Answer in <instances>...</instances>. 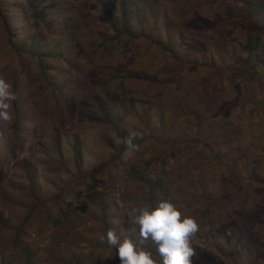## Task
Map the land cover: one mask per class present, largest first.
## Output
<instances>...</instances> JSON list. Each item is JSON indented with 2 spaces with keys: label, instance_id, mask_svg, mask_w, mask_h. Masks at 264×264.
<instances>
[{
  "label": "trees",
  "instance_id": "trees-1",
  "mask_svg": "<svg viewBox=\"0 0 264 264\" xmlns=\"http://www.w3.org/2000/svg\"><path fill=\"white\" fill-rule=\"evenodd\" d=\"M44 1L0 0V77L12 84V90L17 95L10 110L12 120L8 121L10 137H18V142L24 146L26 140H40L41 135L38 136V133L41 132L48 115H51L55 124L53 131L59 134L60 129L69 127L74 116L90 113L89 122L95 124L93 130L102 133L110 142V147L118 153L111 162L115 164L119 156L123 157L127 147L125 141L130 136L134 135L133 143L138 148L146 138L163 143L174 140L175 147L178 144L174 139L175 132L180 133L184 128L193 130L200 127L202 133H206L204 124L207 118L204 116L207 112H213L211 117L221 116L217 124L218 132L204 137L203 150L198 149L197 144L200 141L192 139L191 142L196 147L192 150L190 145L181 147V157L188 156L189 160L192 155L203 153V161L206 162L204 166L219 170V183L226 185L230 182L232 192L223 191L216 199L208 194L198 195L200 192L194 184H200V181L192 179L189 184H192L194 193L187 194L184 201L186 207H182L180 201L175 202L183 213L194 217L199 224L198 232L192 237L194 264H264V135L260 137L249 132L244 133L245 125H242V120L231 116L236 107L244 112L254 102V98L249 95L251 82L243 86L237 84L239 72L247 74L250 71L264 81V61H260L264 58L259 56L264 54V48L261 46L260 37L249 38L244 43L238 41L235 35L239 28L249 32L251 16L243 13L235 17L234 1L230 0H193L187 7L176 8L169 7L170 0H165L167 5L161 7L160 11L161 25L154 24L148 34L144 28L147 21L141 7L133 0H119L118 9L111 4L105 6L107 21L113 29V34L108 36L105 33L107 31L96 27L95 18L99 16L95 15L90 19L84 17L82 4L74 3L72 7H66V0H52L43 4ZM141 1L144 6H148L149 0ZM159 1L162 0H151V7L154 9ZM216 4L224 9L223 17L216 12L211 18L202 16L210 10L216 11ZM62 6L67 16L57 19L56 23L51 22L52 16L55 12L60 13ZM75 8L79 15L74 18L72 10L75 11ZM207 23L211 26L210 33L214 39L205 44H213L222 63H205L210 76L197 84L185 76L184 71L187 67L201 65L196 59L186 55L189 49L183 50V46L194 40H204L203 36L206 35L202 30L207 29ZM154 30L163 32L165 36L152 38ZM212 37L209 36L208 40ZM111 42L123 44V51L115 52L114 48L109 50L108 45ZM143 42L149 44L144 49H139L132 61L126 62L123 59L126 48ZM155 48L180 60V74L172 79L171 86L162 94L156 92L164 86L159 80L158 62L164 68L172 66L169 63L163 64L159 58L148 62L149 50ZM241 49L247 53L245 63L239 56ZM83 58L89 65L81 64ZM228 58L231 62L227 63ZM220 72L228 74L232 90L227 91V87L214 81V77L219 76ZM253 74L250 79H253ZM174 75L175 73L172 76ZM135 84L138 85L137 88H134ZM201 88L203 91L199 92ZM211 88L215 89L214 92L218 89L223 92L220 95H206ZM262 89L264 92V86ZM231 91L234 92L233 98H226V94ZM138 94L150 100L135 99ZM162 96L168 97L167 103L171 101L169 107L162 102ZM181 100L184 101L182 106L187 108L186 112L180 109ZM128 102L132 103L133 108L126 112ZM129 116L136 117L139 124L144 123L145 131L135 126V130L127 132L128 128L125 130L124 127H127ZM243 116L246 115L243 113L239 117ZM254 118L252 115L247 117L249 120ZM106 124L109 129H106ZM111 131L122 141L118 147L114 145V141L106 138L105 134ZM234 153L240 156H234ZM172 156L177 160L176 153ZM232 156L234 159L230 160ZM243 158L247 161H242ZM30 159V156L26 157L27 162ZM161 163L165 162L161 160ZM150 164V161L147 162L146 167ZM132 167L137 170L135 164L127 162L119 168L129 172ZM23 168L31 185L22 191L31 195L35 191L34 176L30 169ZM101 172V168L90 170L94 177ZM166 172L165 169L162 174ZM165 175L150 180L151 207H155L161 200L172 198V189H168ZM3 184L4 173L0 171V193L6 199ZM94 188L95 184L87 190ZM82 192L76 194L77 199L81 198ZM249 192H255L261 201H257ZM37 199L38 202L26 206L29 212L19 225H11L0 212L2 251L6 250L8 242H12L13 250L29 252V249L40 248L37 238L32 239L28 229L31 218H37L39 212L54 216L50 211L48 213L43 210V206L47 204L45 201L51 198L44 201L38 192ZM59 209L60 213L54 217L55 224L76 210L87 212L88 202L83 201L74 210L67 204L63 207L60 205ZM6 230L11 232L8 240L3 239ZM196 238L202 239L204 248L195 244ZM144 247L152 251L153 257L159 260L156 245L152 241L146 242ZM38 253L47 260L45 251L38 250ZM113 264H120L118 256Z\"/></svg>",
  "mask_w": 264,
  "mask_h": 264
},
{
  "label": "rangeland",
  "instance_id": "rangeland-1",
  "mask_svg": "<svg viewBox=\"0 0 264 264\" xmlns=\"http://www.w3.org/2000/svg\"><path fill=\"white\" fill-rule=\"evenodd\" d=\"M47 1L52 0H45L42 3L46 4L48 3ZM66 1V7H72L74 3L82 4L86 19H90L95 15L99 16V18H95L96 27L107 31L105 33L108 36L113 34V29L107 21L105 6L111 4L115 9H118L119 0ZM192 1L170 0L168 4L170 5L169 7L173 8L178 6L187 7L188 3ZM231 1H234L235 17H239L243 13L248 17L251 16L249 32L239 28L235 34L237 40L247 43V39L249 38L260 37L261 46L264 48V0ZM133 2H136L137 6L141 7L142 14L146 17L147 21L144 28L150 34L154 24L161 25L162 18L160 11L161 7L167 5L166 1H159V4L154 9L151 7V0H149L148 6H144L141 0H133ZM215 8L216 11L210 10L203 13L202 16L211 18L215 12L221 15V17L225 15L224 9L220 8L218 4L215 5ZM62 9L65 8L62 6L60 7V13L55 12L51 22L56 23L57 19L60 20L64 16H67ZM150 9H153V11H150ZM72 11V17L75 18L79 15L76 8L75 11L74 9ZM68 13L70 14L71 10ZM210 27V24L207 23V29L202 30L206 35H202L205 38L204 40H194L183 46V50L189 49L186 55L196 59L199 65H201V67H187L184 71V75L193 79L192 81H196L197 84L204 82L210 76L208 75L209 71L205 63H211L212 61L217 65L222 63L221 58L218 56V51L213 47V44H205V42L211 43L214 39L210 33ZM154 32L155 34L152 37L154 39L165 36L161 31L157 32L154 30ZM209 36L212 37L210 41L208 40ZM147 44L143 42V44L135 43L130 45L126 48L125 58L123 59L126 62L132 61L139 49H144V47H147ZM46 46L49 47V45ZM113 48L115 52H121L124 49V45L111 42L108 45V49ZM239 56L245 63L247 57L246 51L241 49ZM259 56L264 58L263 53L259 54ZM156 58H159L158 60L163 64L169 63L172 66L171 68H164L158 62L159 80L164 83V86L156 92L162 94L166 88L171 86L172 79L180 74V60L174 59L171 54L163 52L158 48L149 50V54L147 55L148 62L157 60ZM260 61H264V59ZM228 62H231V59L228 58ZM53 64L55 63L53 62ZM81 64L89 65L85 58L82 59ZM174 73L175 75L172 76ZM239 74L240 77L237 79L239 86L251 82V86L249 85V95L254 98V102L248 105L244 109V112H242L241 108L236 107L235 110H232L231 116L242 120V125H245L243 127L244 133L249 132L261 137L264 135L263 78L254 75L250 71L247 74L244 72H239ZM251 74H253V79H250ZM214 78L216 83L227 87V91L232 90L227 73L220 72V75ZM137 84L134 85V88H137L138 85L140 86V84ZM201 91H203V88L199 90V92ZM214 91L215 89L211 88L210 92L206 93V95H220L223 92L220 89L216 90V92ZM233 96L234 92L232 91L226 94V98H233ZM140 98L149 99L139 94L135 99ZM167 100H169L167 96H162V102L166 103L167 107H169L171 101L167 103ZM131 104V102H128V110L126 112H129V108H133ZM183 104L184 101L181 100V106ZM135 105L140 106L139 104ZM145 107L147 108L148 105L146 104ZM180 109L184 112L187 111V108L184 106ZM243 113L246 116H243V118L239 117ZM90 115V113H80L78 116H74L71 119L73 121L69 127L60 129L59 134L53 131L55 124L51 120V115H48L45 117L41 132L38 133V136L41 135L40 140L36 141L35 139L33 142L26 140L24 146L18 142V137H10L7 130L9 126L8 122H1L0 171L4 173L3 190L5 191L6 199L2 198V194L0 193V212L4 215L5 219L13 226L19 225L29 212L26 206L38 202V192L44 201L47 198H51L45 201L47 204L43 206V210L48 211V213L50 211L54 217L60 213V205L63 207L67 204L71 210H74L76 206L86 201L88 202V210L87 212L76 210L72 214L62 217L58 224L54 223V217L39 212L37 218H31L28 229L31 232L32 239L37 238L40 248L29 249V252L25 250H13L12 242H8L5 251L0 249V264H113L118 256V246H108L106 240L102 241L101 237L106 236L107 231L112 229L120 236L121 241L128 237L136 240L139 239L138 227H136L134 233L130 230L132 222L131 210L142 205L149 206V202L151 201L150 196L152 195L150 180L152 181V178H157L159 175L166 174L164 177L169 185L168 189H172L170 191L172 194L171 201L175 200L173 203L180 201L182 207H186L184 201L187 194L194 193L192 184H189V181H192V179L193 181H200V184H194L200 192V194L197 193L198 195L208 194L212 199H216L223 191L232 192L230 182L226 185L219 183L221 178L219 170L208 169L204 166L206 162L203 161V153H192L196 155H192L188 160V156L181 157L180 151L181 147L186 145H190L191 150L194 149L196 146H193L192 139L199 140L200 144H197L198 149L203 150L204 137L206 135L212 136L218 132L217 124L221 116L211 117L213 112L205 114L204 117L207 118V121L204 119V130L206 133H202L200 127H195L193 130H186L184 128L180 133L175 132L174 139L178 142L175 147H173L174 140L163 143L156 139L146 138L140 144L138 150H133L126 160L119 156V159L115 161V164L119 167L126 162L128 164H135L136 171L132 167V170L129 172H124L122 171L123 169L111 163L118 153L110 147V142L103 137L102 133L93 130L95 129V124L89 122ZM249 115L255 118L249 120L247 119ZM136 119L134 116L128 117L127 127H124L125 130L128 128L127 132L135 130V126L145 131L146 125L144 123L139 124V120ZM90 124L93 126L89 128ZM107 128L109 129L108 124H106ZM105 135L106 138L114 141L116 147L122 143L114 131ZM173 153L177 154V160L173 158ZM29 156L31 159L27 162L26 157ZM234 156L240 155L234 153ZM233 159V156L230 157V160ZM161 160L165 163H161ZM149 161L151 164L146 167V163ZM242 161L247 160L243 158ZM23 167L30 169L34 176L35 191L31 195L22 191L23 188L31 185L24 175L25 170H23ZM100 168L103 172L97 174L96 177L90 173V170H99ZM164 168L167 172L162 174L163 170H165ZM188 173H190V176H188ZM94 184V190H87L89 186ZM79 191L83 192L81 198L77 199L76 194ZM155 193H158L157 190ZM250 195L255 197L257 201H261V198L255 192L250 193ZM10 236L11 232L6 230L3 234V239L8 240ZM149 241L151 240L147 242ZM195 244L198 247L200 246V248H204V242L200 238L195 239ZM38 250L47 253L45 254L47 260H44V256H39ZM30 255L32 257H29Z\"/></svg>",
  "mask_w": 264,
  "mask_h": 264
},
{
  "label": "clouds",
  "instance_id": "clouds-1",
  "mask_svg": "<svg viewBox=\"0 0 264 264\" xmlns=\"http://www.w3.org/2000/svg\"><path fill=\"white\" fill-rule=\"evenodd\" d=\"M12 84L0 77V122L12 120V102L17 99ZM134 135L125 141L127 147L123 154L126 160L138 145L133 143ZM132 222L130 230L139 229V239L131 237L123 239L115 230H108L106 240L110 247L118 246L120 264H194L195 249L192 237L198 232L197 220L183 213L179 206L171 200H161L155 207L142 205L131 210ZM151 240L156 245L159 260L153 257L152 251L144 244Z\"/></svg>",
  "mask_w": 264,
  "mask_h": 264
}]
</instances>
